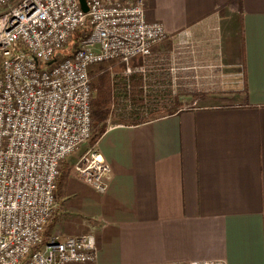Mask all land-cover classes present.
Here are the masks:
<instances>
[{
	"label": "crops",
	"instance_id": "obj_1",
	"mask_svg": "<svg viewBox=\"0 0 264 264\" xmlns=\"http://www.w3.org/2000/svg\"><path fill=\"white\" fill-rule=\"evenodd\" d=\"M146 17L171 36L182 108L108 127L104 193L71 155L49 233L93 234L97 264H264V0H147Z\"/></svg>",
	"mask_w": 264,
	"mask_h": 264
},
{
	"label": "built area",
	"instance_id": "obj_2",
	"mask_svg": "<svg viewBox=\"0 0 264 264\" xmlns=\"http://www.w3.org/2000/svg\"><path fill=\"white\" fill-rule=\"evenodd\" d=\"M87 4L86 13L80 0H0V264H97L93 234L49 233L63 164L96 134L90 68L150 57L171 36L147 20V0ZM78 30L71 53H58ZM170 59L175 88L178 68ZM74 170L107 190L111 167L95 146Z\"/></svg>",
	"mask_w": 264,
	"mask_h": 264
},
{
	"label": "trees",
	"instance_id": "obj_3",
	"mask_svg": "<svg viewBox=\"0 0 264 264\" xmlns=\"http://www.w3.org/2000/svg\"><path fill=\"white\" fill-rule=\"evenodd\" d=\"M80 34L81 30L76 31L66 47L58 53L64 56L69 55ZM149 58L151 57L136 56L128 63L116 59L95 64L90 68L91 83L96 94L92 113L96 129V134L91 141L93 146L112 124L141 125L174 115L181 110L182 104L178 100L180 93L173 94L168 62L161 63L170 73V78L166 79V77H158L162 69L158 64L151 65ZM128 67L133 70L130 75L127 74ZM139 67H143L145 72H135V69ZM163 84L167 85L165 89L158 87ZM70 169L71 166L65 161L57 183V203L64 195Z\"/></svg>",
	"mask_w": 264,
	"mask_h": 264
},
{
	"label": "rangeland",
	"instance_id": "obj_4",
	"mask_svg": "<svg viewBox=\"0 0 264 264\" xmlns=\"http://www.w3.org/2000/svg\"><path fill=\"white\" fill-rule=\"evenodd\" d=\"M170 43L171 42H166V43H163V44H161L160 46H157L156 48H155V50H154V54H155V51L157 52V51H161V55L163 56V61L162 62H165L166 63V61L168 62V65L167 66H169L170 67V69H171V56H172V52H171V46H170ZM200 55V54H199ZM154 58H149V60L151 61V60H153ZM192 62V61H191ZM198 65H199V63H198ZM199 71V70H198ZM196 81V80H195ZM189 86H187V88H185V91L187 92V94L185 95L186 97H183L184 98V100H185V102H191L194 98H198V97H201V96H204L205 94L204 93H199V92H196V95L197 96H194L193 95V92H188V91H191L189 88H188ZM177 86L174 88V90H176L177 91ZM183 91H184V89H183ZM188 103V104H189ZM186 105H187V103H186ZM93 145H92V142H89V143H87L86 145H84L83 147H81L80 149H79V151H78V155L77 156H79V155H81V154H83L88 148H91ZM58 208V207H57ZM67 219H70V217L69 218H65L64 219V221H66ZM70 221L71 222H74L73 220H71L70 219ZM50 228V227H49ZM76 229V228H75ZM77 230V229H76ZM70 231H72V232H74V230H70ZM83 234H87L86 232L85 233H83Z\"/></svg>",
	"mask_w": 264,
	"mask_h": 264
},
{
	"label": "water",
	"instance_id": "obj_5",
	"mask_svg": "<svg viewBox=\"0 0 264 264\" xmlns=\"http://www.w3.org/2000/svg\"><path fill=\"white\" fill-rule=\"evenodd\" d=\"M80 2H81V6H82L83 11L87 13L89 11V6L87 4V0H80Z\"/></svg>",
	"mask_w": 264,
	"mask_h": 264
}]
</instances>
